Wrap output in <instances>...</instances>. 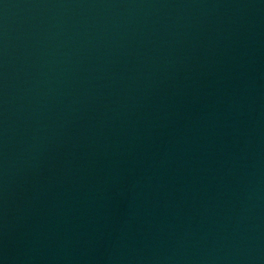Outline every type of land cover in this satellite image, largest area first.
I'll return each instance as SVG.
<instances>
[{"label":"water","instance_id":"water-1","mask_svg":"<svg viewBox=\"0 0 264 264\" xmlns=\"http://www.w3.org/2000/svg\"><path fill=\"white\" fill-rule=\"evenodd\" d=\"M264 203V0H0V264H204Z\"/></svg>","mask_w":264,"mask_h":264}]
</instances>
